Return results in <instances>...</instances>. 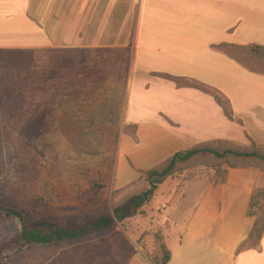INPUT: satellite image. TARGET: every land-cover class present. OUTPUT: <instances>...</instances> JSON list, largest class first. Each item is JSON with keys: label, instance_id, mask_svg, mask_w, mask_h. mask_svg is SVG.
I'll return each instance as SVG.
<instances>
[{"label": "crops", "instance_id": "crops-1", "mask_svg": "<svg viewBox=\"0 0 264 264\" xmlns=\"http://www.w3.org/2000/svg\"><path fill=\"white\" fill-rule=\"evenodd\" d=\"M247 44L264 45V0H0V49L128 50L120 128L135 129L151 146L144 177L175 152L247 145V134L264 133V75L230 54ZM247 81L259 95L231 96ZM201 88L231 102L233 118ZM256 173L230 167L217 182L195 175L158 184L145 202L149 211L165 206V218L153 224L169 254L165 264H264V234L250 239L255 219L247 214ZM178 182L185 186L170 194ZM149 239L142 242L152 247ZM139 262L157 264L136 251L130 264Z\"/></svg>", "mask_w": 264, "mask_h": 264}, {"label": "rangeland", "instance_id": "rangeland-1", "mask_svg": "<svg viewBox=\"0 0 264 264\" xmlns=\"http://www.w3.org/2000/svg\"><path fill=\"white\" fill-rule=\"evenodd\" d=\"M230 54L264 75V50L232 49ZM129 58L128 50L0 49V203L23 209L30 227H72L103 212L115 221L111 229L76 240L17 250L12 237L19 224L0 215V264H130L136 251L143 259L147 255L161 262L165 247L153 224L165 218L164 203L149 211L144 202L133 214L127 204L150 188L143 168L151 151L142 134L120 128ZM230 90L241 100L259 95L250 82ZM261 115L264 122V111ZM247 139V145L220 141L207 146L220 152L255 149L264 154V133H249ZM230 167L256 170L252 209L254 219L264 222V160L200 152L178 162L166 178L187 181L198 175L217 182ZM176 185L170 194L185 183ZM116 208L127 214L121 221L115 218ZM132 225L139 246L130 240ZM147 235L152 247L142 242Z\"/></svg>", "mask_w": 264, "mask_h": 264}, {"label": "trees", "instance_id": "trees-1", "mask_svg": "<svg viewBox=\"0 0 264 264\" xmlns=\"http://www.w3.org/2000/svg\"><path fill=\"white\" fill-rule=\"evenodd\" d=\"M242 48H248L252 51H259L264 50V45L247 44ZM201 89L207 93L212 94L215 101L222 107L225 115L229 119L233 118V110L229 102L222 100L216 92L210 91L206 88ZM200 152H209L216 157H224L225 155L230 154L236 157H256L261 160H264V154L258 153L255 149L233 150L230 148H226L220 152L207 145H203L194 146L185 151L175 152L170 158L166 160L164 164L159 167L153 168L147 172V181L150 184V188L146 192H143L145 198L147 197V193H151V191H153V189L156 188L158 184L163 182V180L172 173L178 162L186 161ZM255 203V194L253 193L247 210L248 215H255V212L252 209ZM24 213L25 211L21 208H18L14 203H0V215L5 219H13L19 224L18 232L15 234L14 237H12L14 242L13 244L16 246L15 249L17 250L33 246H51L55 244H60L65 241H71L81 237H85L90 233L115 227L114 218L105 212L101 213L97 219L90 222L81 223L72 227L59 225L52 228H46L43 226H28L24 222ZM114 213L115 218L118 221L123 220L127 216L126 213L119 214L118 208L114 209ZM263 234L264 222L258 218L254 221L253 227L250 231V239L253 242H257ZM168 259V251L164 248V255L162 256L161 262L156 261V263L165 264Z\"/></svg>", "mask_w": 264, "mask_h": 264}, {"label": "water", "instance_id": "water-1", "mask_svg": "<svg viewBox=\"0 0 264 264\" xmlns=\"http://www.w3.org/2000/svg\"><path fill=\"white\" fill-rule=\"evenodd\" d=\"M145 202V196L142 193L133 195L127 201L131 207V214L135 213Z\"/></svg>", "mask_w": 264, "mask_h": 264}]
</instances>
